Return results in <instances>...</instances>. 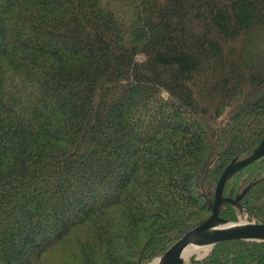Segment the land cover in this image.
<instances>
[{
	"label": "trees",
	"instance_id": "obj_1",
	"mask_svg": "<svg viewBox=\"0 0 264 264\" xmlns=\"http://www.w3.org/2000/svg\"><path fill=\"white\" fill-rule=\"evenodd\" d=\"M263 137L264 0H0V264L150 262ZM249 184L223 218L264 223V157L224 194Z\"/></svg>",
	"mask_w": 264,
	"mask_h": 264
},
{
	"label": "water",
	"instance_id": "obj_2",
	"mask_svg": "<svg viewBox=\"0 0 264 264\" xmlns=\"http://www.w3.org/2000/svg\"><path fill=\"white\" fill-rule=\"evenodd\" d=\"M263 157L264 137L250 155L241 159L234 158L226 166L216 185L214 198L209 201L211 214L202 223L179 237L161 256L154 259L155 264H194L197 259L187 262L194 252L205 247L212 249L224 241H264V223L256 221L234 223L221 216L225 205L232 206L241 214L246 212L241 201L252 185L246 186L235 197L225 196V187L236 174ZM138 264L143 262L139 261Z\"/></svg>",
	"mask_w": 264,
	"mask_h": 264
},
{
	"label": "rangeland",
	"instance_id": "obj_3",
	"mask_svg": "<svg viewBox=\"0 0 264 264\" xmlns=\"http://www.w3.org/2000/svg\"><path fill=\"white\" fill-rule=\"evenodd\" d=\"M240 221H244V222H248V221H251V220H249V218L246 216V215H244L243 217H242V215H240V214H238V220L237 221H232V222H234V223H238V222H240ZM173 244V243H172ZM213 249V248H212ZM211 248H208V247H205V248H200L199 250H197L196 252H194L193 254H195L196 256H197V258H199V257H202V256H205V255H208L210 252H211V250H212ZM192 254V255H193ZM192 257V256H191ZM157 257H154L150 262H143V264H152L153 262H154V259H156ZM187 262H189V260L187 261Z\"/></svg>",
	"mask_w": 264,
	"mask_h": 264
},
{
	"label": "bare ground",
	"instance_id": "obj_4",
	"mask_svg": "<svg viewBox=\"0 0 264 264\" xmlns=\"http://www.w3.org/2000/svg\"><path fill=\"white\" fill-rule=\"evenodd\" d=\"M190 255H191V253H190ZM152 264H155V262H153Z\"/></svg>",
	"mask_w": 264,
	"mask_h": 264
},
{
	"label": "flooded vegetation",
	"instance_id": "obj_5",
	"mask_svg": "<svg viewBox=\"0 0 264 264\" xmlns=\"http://www.w3.org/2000/svg\"><path fill=\"white\" fill-rule=\"evenodd\" d=\"M246 213H247V209H246Z\"/></svg>",
	"mask_w": 264,
	"mask_h": 264
}]
</instances>
